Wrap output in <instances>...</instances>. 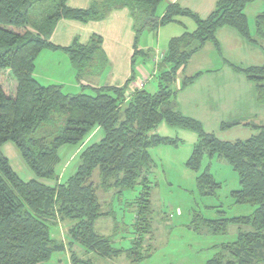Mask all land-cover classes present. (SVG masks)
<instances>
[{"label": "trees", "instance_id": "obj_1", "mask_svg": "<svg viewBox=\"0 0 264 264\" xmlns=\"http://www.w3.org/2000/svg\"><path fill=\"white\" fill-rule=\"evenodd\" d=\"M163 1L104 0L82 9L70 7L68 0H0V264H45L65 253L71 264H95L94 259L120 256L135 264L149 258L151 253L142 250L151 233L149 175L155 165L149 149L183 143L158 135L156 129L161 124L197 136L185 163L187 169L199 173L205 156L224 160L238 179V189L230 194L234 204L253 208L250 215L237 218L194 215L195 231L201 228L213 235H225L229 225L237 227L235 241L215 247L216 253L205 264H264V124L243 125L253 131L245 140H220L205 132L199 121L177 110L178 91L173 89L178 74L206 44L219 51L215 37L218 29L232 28L253 45L264 42V13L255 17L252 36L244 10L257 0H218L205 19L177 4H167L157 16ZM117 6L128 9L140 23L136 34L144 25L155 30L176 23L177 17L190 18L194 23L192 32L185 31L168 41L151 75L157 79L155 92L143 89L147 78H135L136 56L144 58L152 53L136 47L138 34L134 37L130 77L121 87L103 86L70 94L62 85L43 86L34 78L35 62L45 50L67 54L78 82L86 75L101 73L107 57L100 35L92 34L87 43L74 37L68 47L53 44L51 36L61 20L83 25L98 22L107 10ZM231 67L254 84L262 101L264 66ZM199 74L183 76L180 89ZM239 125L221 123L219 130ZM95 128L102 131L101 140L85 147L73 174L59 182V150L79 146ZM5 143L18 150L35 179L25 182L17 176L2 153ZM220 187L207 169L196 176L195 188L202 197L214 196ZM136 189V196L124 202L132 209L131 227L137 237L129 248L117 249L110 236L95 229L96 221L103 218L116 224L115 213L103 207L98 193L111 192L114 203V199L121 201L125 193ZM60 226L66 242L53 237ZM75 248L87 259L78 257Z\"/></svg>", "mask_w": 264, "mask_h": 264}, {"label": "rangeland", "instance_id": "obj_2", "mask_svg": "<svg viewBox=\"0 0 264 264\" xmlns=\"http://www.w3.org/2000/svg\"><path fill=\"white\" fill-rule=\"evenodd\" d=\"M167 4V0H164L159 5L157 16L161 15ZM259 7L261 11H264V5L259 4ZM176 21L181 24L175 22L167 24L165 25L167 28L162 30L161 33H165L167 36H172L173 38L180 36L185 31L192 32L195 28L194 23L190 18L177 17ZM106 23L101 22L97 25H103V32L108 31L111 35H113V31H119L122 45H130L128 49L129 53L132 44L134 45V37L137 34L138 47L145 45L146 47L151 48V50L158 48L156 46L158 38L156 32L152 28H146L144 25L140 32L136 34V30L139 29L138 25L140 23H136L135 20L133 29H131V23L128 24L125 22H120V27L119 29L117 28V30L115 27H109L107 29ZM188 23H190L192 27L189 28ZM87 29L88 28H85V31ZM172 30H175L176 33L172 32L171 35ZM80 34L82 35V32H80ZM118 37L119 35L117 34V38ZM163 42L164 40H162V44ZM105 43L107 44L106 39ZM153 50L149 56H145L144 58L137 55L134 65L135 78L137 80L147 78L145 80L146 83H143L144 86L142 87L150 93L157 90V79L152 78L151 75L155 73L156 66L162 60V52L164 49H161V53H159L160 51L158 50ZM43 53V56H41L38 61V65H40L37 70L38 76H43L44 74L48 78L54 77L59 83L53 84L59 85L62 82L67 85H71L75 82V78L72 79L74 71L73 68L70 67L67 54L58 51L51 52L49 50H45ZM123 56L124 55L121 56V59L115 62L112 61L117 63L115 70H112L113 67H111V64L102 70L101 79L103 82L113 71L115 72L114 82L121 81V73L126 70L123 64L127 60V57L123 58ZM124 59L126 60L123 61ZM221 66L222 62L218 54L205 49L191 58L185 68L184 74L181 75L177 81L179 82L183 76H189L195 72L204 73L214 71ZM141 69H143L148 75H142L140 72ZM130 71L131 69H129L126 74H130ZM64 86V91L67 93L68 88L66 85ZM138 86L141 88V83ZM65 88L67 90H65ZM263 102L264 98L261 103ZM156 131V133L162 137L173 139L178 138L183 143L177 147L157 146L149 149V154L155 165L149 175V180L152 186V212L150 215L151 233L146 236L142 250H148L146 252L151 253V256L141 263L135 264H205L206 261L216 253L215 247L235 241L237 227L229 225L225 235H213L201 228L195 231V224L192 223L194 215H200L205 219H219L221 217L237 218L250 215L253 208L248 205L234 204L230 194L232 191L238 189V179L236 173L224 160L216 157L213 159H208L206 156L203 157L199 173H195L185 167V163L197 140V136L194 133L179 128L168 127L164 124L160 125ZM232 133H236L235 130ZM100 135L101 134L98 132L93 133L88 141L86 140V137L85 140L87 142L85 141V146L98 142ZM241 135L242 134L240 133L237 134L238 137ZM7 146L15 151L18 158L14 159V157H9L12 169L20 179L25 182L28 181V176L33 175L22 161L17 149L11 143L3 146L2 152L4 156L6 157V153L9 152ZM76 148V146H64L59 150V156L63 160L57 167L60 178L65 179L72 174V164L69 163L75 157L74 151H76ZM69 151L71 154L65 161L63 156ZM17 160L19 161V165ZM67 162H69V165H66ZM20 165L21 168H19ZM206 169L213 176L214 180L221 185L220 189H218L215 195L211 197L200 196L195 188L196 176ZM33 179H35L34 176ZM137 192L138 189L132 193H125L126 196L121 198V201L114 199V203H112L111 199H113V197L111 192H103L99 190L98 195L100 201L104 208L108 209L110 207V210L112 208L115 213L116 224L115 221L111 219L103 218L96 221L95 229L98 230L100 234L110 236L112 245L117 249L129 248L132 241L137 237L133 227H131L133 223L132 209L125 206L124 202V199L136 196ZM64 236L65 230L63 226L58 227V230L53 233L54 238L66 242L63 238ZM75 251L78 257H81V259H87L78 248H75ZM94 263L133 264L126 260L124 256L111 260L94 259ZM45 264L71 263L69 260V254L65 253L55 255L51 261Z\"/></svg>", "mask_w": 264, "mask_h": 264}, {"label": "crops", "instance_id": "obj_3", "mask_svg": "<svg viewBox=\"0 0 264 264\" xmlns=\"http://www.w3.org/2000/svg\"><path fill=\"white\" fill-rule=\"evenodd\" d=\"M103 1L104 0H68L67 4L72 8L83 9L89 7L94 3H101ZM217 1L218 0H167L168 4H177L182 8L189 9L195 14H197V16H199L201 19H205L214 10ZM259 4L264 5V0H257L253 3H250L245 7L244 10L249 26V32L252 36H254L255 34V17L259 14L264 13V11L260 10ZM101 22H107V29L109 27H115L116 30L117 28L119 29L120 22H125L128 24L131 23V29H133L134 27V19L131 15V12L123 6H117L115 8L107 10L104 18L98 22H90L88 24L83 25L71 21H59L56 24L53 34L51 36V42L60 47H68L72 44L74 37H78L81 43H87L89 37L92 34L100 35L103 38L102 48L107 57L106 66L111 64V67H113L112 70H115L117 63L114 62L121 59L122 55H124L123 58L127 57V60H123H126L123 64L126 70L121 73V81L114 82V71L108 75L104 82L101 79V73L86 75L81 79L80 82L77 81L76 75L74 73L72 75L73 77H71L72 79L75 78L76 84L75 82H73L74 84L72 83L71 85H67L64 82L60 83V85L62 86L66 85V87L68 88L67 93L76 94L82 92L83 90L89 91L90 88H98L103 86L121 87L122 85H124L125 81L130 77V74L126 73H128V70L131 69V56L133 51V44L129 53L128 49L130 45H122L120 39V32H114L112 30L113 35H111V33L108 31L103 32V25H97ZM176 23L181 24L178 21ZM188 24L189 28L192 27L190 23ZM85 28L88 29L85 31ZM165 28H167V26H162L154 30L158 38L156 44L158 48L154 50L152 49L153 51L158 50L160 51L159 53H161V49H164L162 52L164 53V51L166 50L167 43L172 38V36H167L165 33H161L162 30H164ZM80 32H82V35L80 34ZM172 32L176 33L175 30H172L171 35ZM117 34L119 35L118 38ZM215 37L219 45V51L213 46V44L209 43L206 44L203 49L199 52L208 49V51L217 53L218 56L221 58L222 66L214 71L200 73L199 76L191 84H188L182 89H180L181 80L179 82L176 80L175 84L173 85V89L178 91L175 96L177 110L183 116L199 121L202 124L205 132L215 134L220 140H245L253 135V131L248 128V126L243 125L264 124V102L261 103V101L258 100L254 84L248 82L243 75L235 72L231 66L233 65L241 68L264 66V42H260L259 46L253 45L243 39L234 29L229 27H222L218 29ZM105 39L107 40V44L105 43ZM162 40H164L163 44ZM137 44L138 42L136 43V47L139 50H151V48H148L145 45L138 47ZM43 54L44 53L42 52L35 62L34 78L43 86L50 85L53 83H59V81L56 80L54 77L48 78L44 74L43 76H38L37 70L40 67V65H38V61L40 60V57L43 56ZM184 71L183 73L178 74V78L184 74ZM140 72L142 75H148L143 69H141ZM198 73L199 72H195L185 77H192ZM139 80L140 79H138L137 81ZM65 90L67 89L65 88ZM221 123H240V125L226 131H220L219 126ZM234 130L236 133H232L234 132ZM97 132L101 134L99 139L100 141L103 134L99 128H95L87 136V139H85L88 141L92 134ZM238 133L242 135L238 137ZM86 140H84L82 144L77 146L76 151H74L75 160H72L73 163L71 161L70 163L67 162L66 164H72L73 172L78 164L79 154L85 147H87L85 146ZM6 144L9 143H5L3 146H5ZM3 146L1 147V150ZM7 147L9 152L6 153V159L8 161L9 157H14V159H16L17 155L15 154V151L11 149V147ZM70 154V151L64 154L63 157L65 161ZM62 161L63 160L60 157L59 164H61ZM19 168H21V165L19 166ZM71 175H69L65 179L60 178L58 175L59 182L66 181ZM30 180H33V176L31 175L28 176V181ZM44 183L50 186L53 185L52 182Z\"/></svg>", "mask_w": 264, "mask_h": 264}]
</instances>
